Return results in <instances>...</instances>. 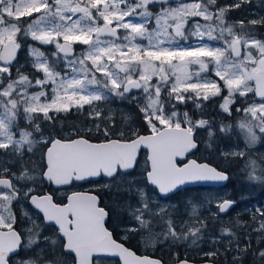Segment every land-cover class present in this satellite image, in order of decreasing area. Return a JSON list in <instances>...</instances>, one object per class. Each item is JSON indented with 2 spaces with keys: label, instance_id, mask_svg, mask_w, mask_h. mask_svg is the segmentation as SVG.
I'll return each instance as SVG.
<instances>
[{
  "label": "snow or ice",
  "instance_id": "6c2138e0",
  "mask_svg": "<svg viewBox=\"0 0 264 264\" xmlns=\"http://www.w3.org/2000/svg\"><path fill=\"white\" fill-rule=\"evenodd\" d=\"M250 4L0 0V264H99L101 253L123 264H192L187 250L165 260L138 256L118 242L108 222L119 208L130 217L124 230L146 246L171 251L190 241L203 264H219L229 254L232 264L248 255L264 264V247H252V233L257 245L264 244V208L249 210L251 224L229 221L217 236L209 233V222L223 223L219 216L234 200H190L185 213L158 202L190 182L229 180L225 171L188 159L200 151L201 130L213 138L233 129L203 118L202 102L218 98L223 113L242 112L237 126L245 147L264 144V15L229 19ZM240 98L244 106L236 108ZM116 99L137 103L143 133L132 125L115 130L106 106ZM189 102L200 118L181 110ZM73 113L82 117L79 123L61 119ZM142 148L143 179L136 180L131 177ZM222 155L245 158L247 179L264 184V156L252 159L244 150ZM101 175L115 181L104 188L128 197L123 204H103L90 192L63 193L66 202L57 201L59 188ZM45 181L58 187L42 191ZM213 203L217 211L202 217L199 210ZM206 236L209 251L198 244Z\"/></svg>",
  "mask_w": 264,
  "mask_h": 264
},
{
  "label": "rangeland",
  "instance_id": "374dc122",
  "mask_svg": "<svg viewBox=\"0 0 264 264\" xmlns=\"http://www.w3.org/2000/svg\"><path fill=\"white\" fill-rule=\"evenodd\" d=\"M219 3L224 4V3H230L231 0H218ZM252 2V7L251 8H244V15L241 18H229L231 21H238L242 18H247V19H252V18H256L257 14L259 15H264V0H251ZM260 4V5H259ZM230 15V13H229ZM203 22V21H201ZM264 31V29L262 30ZM31 42V41H29ZM194 42V41H193ZM44 47V46H43ZM43 47H41L42 51H45L43 49ZM50 47L48 49V51H50ZM45 51V52H48ZM27 56V51L25 50L24 54L21 56V63L24 62V57ZM227 93L225 92L224 95H226ZM133 95H139L138 92H134ZM114 103H110L109 105H107L106 107H110L112 109V115L115 118H117L120 123L122 124V126L124 125L125 131H127V128L129 125H132L135 128H142L139 125V110L137 111L136 108L137 107V103L135 101H132L131 99L128 100H119L116 99L113 101ZM241 103H243V101H241ZM236 108H240V107H236ZM182 111H184V109H181ZM187 111V110H186ZM236 118H235V124L236 126L230 124L233 126V129L231 131H229L230 133V137L231 140L228 144H222L221 146V150H220V154L222 155V153H230L232 151H241L244 150L246 152H248L252 159H257L258 157L264 156V144L261 143H257L255 145H251L248 147H245L246 145V141L244 139L243 133L241 132V130L239 129L238 122L239 120L243 117V113L242 112H236L235 114ZM126 117H130L131 119H125ZM195 118V117H194ZM198 118V117H197ZM219 124V123H218ZM202 133V131H200ZM228 133V132H227ZM201 140H205L204 136L202 134H200ZM147 154V153H146ZM199 157L201 156V151L198 152ZM145 155H142L140 158V164L139 167H137V169L134 172V177L131 178H135L136 180H142L143 177L141 175V173L143 172V167H144V157ZM205 156L208 158V153H205ZM224 157V156H223ZM230 158H234V157H224V162L226 163L228 161V159ZM217 160V159H215ZM246 163V160H245ZM245 163H243L242 166H239L237 171L241 172L243 175L241 176H237L238 178V182L236 183V185H238L239 187V191L237 193V195H234L232 193V190L229 186L225 185L222 187H211L210 189L207 188H203V189H199L196 190V195H194V193H186L183 192L184 190L176 193L174 197H171L170 200H159L158 202L161 204H171L174 208H178L180 210L181 213H185L190 212L191 209L187 208L186 210V202L190 201V200H195L197 202L203 203L206 199H213L214 201L220 198H227V199H231L234 200L236 203L233 206L232 209H230L226 214L222 213L219 216V221H222L223 223H219V222H214L211 221L209 222V233H215L217 236H219V230L221 227H230L229 221H236L237 219H239L242 222L251 224L252 220H251V215L249 210H254L257 207H261L264 208V184H261L258 181H250L247 179L246 175H245ZM130 177H126L125 179H131ZM236 178V175H235ZM106 185L108 184H113L115 183V181L108 180L104 182ZM97 186V185H95ZM151 187V186H149ZM215 188V190H211ZM111 200L110 203H120L123 204V202L125 200L128 199V197L123 196L121 199L119 200H115L113 201V197L109 198ZM133 203H135V201H132ZM120 212L122 213H127L126 210H124L123 208H119ZM217 209L215 207V203L210 204V205H206L205 207H202L199 210V214L202 217H210L211 213L216 212ZM180 218L187 220L188 216L187 214H183ZM116 226H121L120 228H122V230L125 229V226L119 225V224H114ZM256 225H253V227H255ZM122 230H120L118 228L117 231H119L120 236L127 239L129 237V234H124L121 233ZM155 231H160V227L157 226L155 228ZM233 231H235V229H233ZM243 231V230H241ZM249 232H251V228L248 229ZM240 232H237V235H240ZM226 241L221 240L218 244L217 247H219L221 249V251L223 250V245ZM241 242H245L244 239L242 238ZM199 244V248H202L203 251H209L212 248V244H211V240L209 239L208 236H206L203 240L198 242ZM146 246V245H145ZM185 246L190 247V251L188 252V255L191 256H202V253L199 252L198 250H195V246H191V242H186L184 244V246H182L183 248H185ZM148 249L150 250H154V248L157 247V245L155 247H150V246H146ZM179 248H173L171 249V251L169 250H162L161 252L164 251L166 252L167 255H169L170 252H174V251H178L179 252ZM231 261L232 263V255L229 254L226 256L225 258V262ZM100 264H111V263H100ZM229 264V263H227Z\"/></svg>",
  "mask_w": 264,
  "mask_h": 264
},
{
  "label": "trees",
  "instance_id": "16d2710c",
  "mask_svg": "<svg viewBox=\"0 0 264 264\" xmlns=\"http://www.w3.org/2000/svg\"><path fill=\"white\" fill-rule=\"evenodd\" d=\"M251 7H252V2L249 6H243L241 9L234 10V11L230 12L229 18H233V19L241 18L244 15V8H251ZM262 30L263 29H261V31ZM43 49L45 51H48L49 47L44 46ZM241 101H243V98L239 99V101L237 102L235 107H243L244 103H241ZM221 102L222 101L218 98H214L208 102H202L203 111L206 113L203 118L215 121L216 126H219L221 123L228 124V125L232 124V125L236 126V124H235V121H236L235 120V118H236L235 109H233V112L231 115H229L227 113H223L219 107V104ZM111 103H114V102L112 101ZM136 109L138 111V108H136ZM182 109L187 110L190 115H194L195 113H198L200 111V110L194 108L192 102H189L188 105L186 106V108H182ZM139 116H140V113H139ZM194 117L200 118L198 115H194ZM66 118H67V122H73V120H74V116L72 114H67ZM76 119H77V123H79L80 120H82V117L76 116ZM141 119L142 118L140 116V118H139V120H140L139 125L140 126H141ZM115 122L117 125V128L115 129L116 131H119L121 129L125 130L126 127L124 125L122 126V124L120 123V121L117 118H115ZM140 130L142 133L145 131L143 128H140ZM201 131H202V133L200 132L199 135L202 134L204 136L205 140H200V143H199V147H200V151H201L200 161H209V162L213 163L214 165H216L219 169L228 172L230 174V179L227 183V186H229L231 188L232 193L234 195H237V193L239 191V187H238V185H236V183L239 181L237 176L239 177V176L243 175L241 172H238L237 169L239 166H242L243 163H245V158H230L225 163L223 155L220 154V150H221L222 144H228L230 142V140H231V137L229 134L230 132L220 133L218 135H214L213 138H209L206 131H203V130H201ZM213 131L215 132V127L213 128ZM205 153H208V158L205 156ZM215 159H217V160H215ZM235 175H236V178H235ZM210 188L211 187H209L208 189H210ZM199 189H203V187H189V188H186L183 192H186V193H190V192L194 193L195 192L194 195H196L197 194L196 190H199ZM211 190H215V188H213ZM98 195L101 196L103 204H108V205L113 204V203H110L111 202V200L109 199L110 197H113V201H114V199L119 200L123 197V196L118 197L115 190L109 191L107 189L99 190ZM177 195H175V196H177ZM103 204H102V206H103ZM129 221H130V217L128 216L127 213H122V212H120L119 209H114L112 219L109 223L110 224L123 225V224H129ZM253 262H254V258H251V259L248 258L246 264H251Z\"/></svg>",
  "mask_w": 264,
  "mask_h": 264
},
{
  "label": "flooded vegetation",
  "instance_id": "af4514ba",
  "mask_svg": "<svg viewBox=\"0 0 264 264\" xmlns=\"http://www.w3.org/2000/svg\"><path fill=\"white\" fill-rule=\"evenodd\" d=\"M66 115L67 114L62 115L61 119H64ZM72 115L74 116L73 122H77L76 115L74 113ZM24 123H26V122H24ZM21 126L23 127L24 124H22ZM45 127H46V123H42L41 124V128L44 129ZM198 143H200V141ZM197 154H198V152L194 155V157H196L200 161V157ZM142 155H147V154L145 152H143L141 154V156ZM38 158H39V154H37V156L33 157L34 160H38ZM105 181H108V180H106L104 178H101L98 181H89V182H86V183L74 182L71 186H65V187L59 188V192L57 194L56 199H57L58 202H61V201H63V197H62L61 194H63V193L70 194L71 192L92 191V192H95V193L98 194L99 190L106 189V188H104V185H106L104 183ZM95 185H97V186H95ZM39 187H40V189L42 191H48V192H51V191H53V189L57 188L55 185L49 184L46 181L43 182L42 184H40ZM203 188H207V187H203ZM174 195L175 194L171 195V197H174ZM63 202H66V201H63ZM23 209L28 211L30 214L33 212V209L27 203H25L23 205ZM13 210L18 212V214L22 216V212L19 209H17L15 205H14ZM108 226L113 231L115 239H117L118 241L124 243L126 247H128L132 251L136 252L137 255H140V256L149 255V256H152L154 258H161V259H165V260H170L171 259V252L169 253V255H167L166 252H164V251L161 252V249L162 250H166V248L160 247L159 244H157V247L154 248V250H150V249H148L145 246V244L143 243V241L141 240V238L139 236L133 237L132 234H129L125 230H122V228H120L121 226H116L114 224H110L109 222H108ZM122 226L126 227V226H130V225L129 224H123ZM118 228L120 230H122L121 233L129 234V237L127 239L121 237L119 231H117ZM49 234L51 235V233H49ZM256 236H257L256 233H252V239H253L252 247L253 248H256L258 246L259 247H264V244L257 245ZM186 250H187V254H188V252L191 249L188 246H185V248H183V247L179 248V253L181 254V257L184 256ZM188 256L192 260V262L203 263V261L201 259V256H197V255H195V256L188 255ZM225 258H226L225 256L221 255L219 257V264H227V263L232 264L230 260L228 262H225ZM248 258L251 259V258H254V257L251 256V255L246 256L244 258V260H243V264L247 263ZM96 259L99 261V264L100 263L121 264L119 262V260L115 259V258L97 257ZM251 264H257V259L254 258V262L251 263Z\"/></svg>",
  "mask_w": 264,
  "mask_h": 264
},
{
  "label": "water",
  "instance_id": "95a60500",
  "mask_svg": "<svg viewBox=\"0 0 264 264\" xmlns=\"http://www.w3.org/2000/svg\"><path fill=\"white\" fill-rule=\"evenodd\" d=\"M143 152L147 153V150L144 149V148H142V149L140 150V157H141V154H142ZM188 159H196L198 163H208V164H210L211 166L216 167L218 170H221V169H219L216 165H214L213 163H211V162H209V161H199V160H198L196 157H194V156H191V157H189ZM184 162L186 163V162H187V159H185ZM223 171H224V170H223ZM225 172H226V171H225ZM226 174L229 176V179H230V174H229L228 172H226ZM101 178H104V179H106V180H111V178H109V177H107V176H104V175H101V176H99V177H92V178H89L88 180H85V181H75V182H78V183H86V182H89V181H98V180H100ZM228 181H229V180H227V181H223V182H208V181L190 182V183H188L187 185L183 186V189H182V190H184V189H186V188H189V187H222V186L227 185ZM55 186H56V185H55ZM56 187H58V186H56ZM182 190H180V191H182ZM180 191H178V192H180ZM81 192H84V193H89V192H90L91 194L98 195L97 193L92 192V191H81ZM178 192H176V193H178ZM176 193H175V194H176ZM172 195H173V194H172ZM110 230H111V229H110ZM113 236H114V234H113ZM114 238H115V237H114ZM117 241H118V240H117ZM118 242H120V241H118ZM125 247H126V246H125ZM138 256H140V255H138ZM147 256H149V255H147ZM97 257L115 258V259H118L119 262H120L121 264H123V261H122L119 257H117V256H112V255H108V254H103V253H101V254H98ZM97 257H96V258H97ZM151 257H152V256H151ZM153 258H154V257H153ZM192 264H203V263H195V262H192Z\"/></svg>",
  "mask_w": 264,
  "mask_h": 264
}]
</instances>
